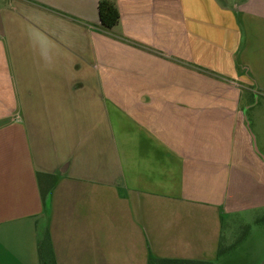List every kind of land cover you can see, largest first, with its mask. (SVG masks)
I'll list each match as a JSON object with an SVG mask.
<instances>
[{"label":"crops","instance_id":"crops-1","mask_svg":"<svg viewBox=\"0 0 264 264\" xmlns=\"http://www.w3.org/2000/svg\"><path fill=\"white\" fill-rule=\"evenodd\" d=\"M0 0V264H220L264 209V0Z\"/></svg>","mask_w":264,"mask_h":264},{"label":"rangeland","instance_id":"rangeland-1","mask_svg":"<svg viewBox=\"0 0 264 264\" xmlns=\"http://www.w3.org/2000/svg\"><path fill=\"white\" fill-rule=\"evenodd\" d=\"M220 264H264V209L223 215Z\"/></svg>","mask_w":264,"mask_h":264},{"label":"trees","instance_id":"trees-1","mask_svg":"<svg viewBox=\"0 0 264 264\" xmlns=\"http://www.w3.org/2000/svg\"><path fill=\"white\" fill-rule=\"evenodd\" d=\"M99 13L101 26L105 30H111L120 22V11L115 0H100ZM150 264H194L185 261L165 260L161 258H151Z\"/></svg>","mask_w":264,"mask_h":264}]
</instances>
